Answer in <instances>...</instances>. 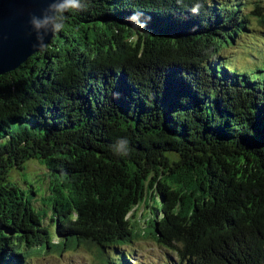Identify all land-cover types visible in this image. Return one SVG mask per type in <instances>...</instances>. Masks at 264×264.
Wrapping results in <instances>:
<instances>
[{"label":"trees","instance_id":"16d2710c","mask_svg":"<svg viewBox=\"0 0 264 264\" xmlns=\"http://www.w3.org/2000/svg\"><path fill=\"white\" fill-rule=\"evenodd\" d=\"M220 2L78 0L45 50L0 74V264L82 243L131 264L119 247L145 235L128 214L148 200L176 264H264V69L219 61L249 20ZM252 13L264 22V5ZM30 159L58 242L9 178Z\"/></svg>","mask_w":264,"mask_h":264},{"label":"rangeland","instance_id":"374dc122","mask_svg":"<svg viewBox=\"0 0 264 264\" xmlns=\"http://www.w3.org/2000/svg\"><path fill=\"white\" fill-rule=\"evenodd\" d=\"M225 5H239L238 11L248 15L245 30L234 37L220 50V60L228 61L231 66L240 70L264 69V22L258 15L252 13L256 4L264 5V0H221ZM239 13V14H240ZM260 67V68H259ZM9 178L20 188L31 186L35 190L32 195V205L39 213L45 212L42 226L53 236L52 242H58L54 233L58 229L57 221L50 219L48 207L43 202V197L48 193L47 182L42 183L46 176L45 166L37 159H30L24 164L22 170L13 168ZM47 211V213H46ZM151 200L147 204L136 205L128 214V220L135 232L144 233L131 242L119 247L130 258L131 264H176L178 256L170 248L157 244L152 238V228L148 221L155 217L152 215ZM59 245L48 247L41 245L26 248L24 264H103L104 255H113V248H105L99 252L97 246L82 243L74 248L64 249L59 252Z\"/></svg>","mask_w":264,"mask_h":264},{"label":"water","instance_id":"95a60500","mask_svg":"<svg viewBox=\"0 0 264 264\" xmlns=\"http://www.w3.org/2000/svg\"><path fill=\"white\" fill-rule=\"evenodd\" d=\"M50 0H0V74L17 68L29 56L39 51L36 44V33L44 35L53 27L57 14L56 5L62 0H52L53 7L41 14L48 7ZM32 14L48 23L42 24L35 31L29 24ZM41 14V15H40ZM54 33H49L45 42L49 43Z\"/></svg>","mask_w":264,"mask_h":264},{"label":"clouds","instance_id":"9594fccd","mask_svg":"<svg viewBox=\"0 0 264 264\" xmlns=\"http://www.w3.org/2000/svg\"><path fill=\"white\" fill-rule=\"evenodd\" d=\"M53 7L52 0H50L48 7L43 9L41 11V14L48 11ZM56 12H57V20L59 23H56L53 25L52 29L45 33L44 35H40L36 33V29H39L42 24L48 23L49 18L45 17L43 21H41L37 15L32 14L29 19V24L31 25L32 29L36 33V44L34 47H38L40 50H45L47 48V42H45L46 37H48L49 33H56L61 31L65 27V13L67 12H73L77 11L79 8L78 0H62V3L57 4L56 6ZM40 14V15H41ZM142 15V13H134L129 19H135L137 16ZM146 26V23L143 25V27ZM128 151L122 155H127Z\"/></svg>","mask_w":264,"mask_h":264}]
</instances>
